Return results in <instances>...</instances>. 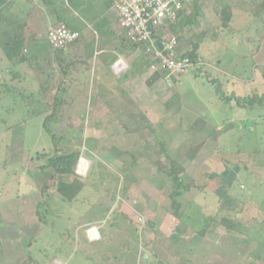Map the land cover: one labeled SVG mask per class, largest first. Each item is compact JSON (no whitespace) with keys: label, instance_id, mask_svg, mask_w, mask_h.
Wrapping results in <instances>:
<instances>
[{"label":"rangeland","instance_id":"obj_1","mask_svg":"<svg viewBox=\"0 0 264 264\" xmlns=\"http://www.w3.org/2000/svg\"><path fill=\"white\" fill-rule=\"evenodd\" d=\"M261 1L186 0L185 15L190 12L200 24L191 21L188 30L177 31L181 51L189 41L198 44L200 63L176 77L160 73L147 84L140 101L146 104L144 115L133 121L88 110L82 117L67 115L73 100L47 90V84L51 92L63 85L60 56L45 33L46 13L52 15L53 7L38 17L41 25L29 37V49L19 54L26 60L7 53L0 36V238L5 243L0 264H264V105H236L239 98L264 94V14H253ZM88 4L93 14L106 5L103 0ZM223 10L233 17L228 28L221 25ZM140 53L149 75L150 60L141 49L130 59ZM81 102L91 108L94 101ZM122 123L136 126L129 140ZM147 124L153 133L146 131L149 144L140 148L139 125ZM116 136L121 141L113 140ZM56 146L61 152L79 151L88 169L79 175L85 187L78 195L68 199L65 191L61 200L56 194L52 208L46 195L55 193L60 177L51 179L40 164ZM159 149L184 167L190 185L180 199L179 219L171 207L174 190L151 162L154 151L164 158ZM128 152L137 156L135 163L128 162ZM225 192L240 204L220 210L217 197ZM33 201L37 219L23 227L18 212L23 202L29 207ZM101 220L100 238L89 240L85 229ZM179 220L185 224L181 235L175 230ZM14 230L18 234L12 236Z\"/></svg>","mask_w":264,"mask_h":264},{"label":"crops","instance_id":"obj_2","mask_svg":"<svg viewBox=\"0 0 264 264\" xmlns=\"http://www.w3.org/2000/svg\"><path fill=\"white\" fill-rule=\"evenodd\" d=\"M88 1L90 0H0V36L2 35L5 37L2 46L5 47V51H8V48L11 46H16L13 51L17 52L18 50H21L22 52H26L29 49L28 42L35 37L33 35L35 34L34 30L38 29L39 25H41V18L38 17L44 14V12L46 13V10H54L52 15L46 13V21H48V25L45 28V33L48 27L61 21L68 23L71 28L80 32V37L75 40L74 43L67 45L62 51V54H59L61 60L67 64L65 67V74H63L60 66H58L59 73L63 76V79L61 80L63 85L60 86V90L58 91L51 92V89L49 90L51 95L55 97L60 96L63 101L73 100V103L69 104L70 107L68 108L69 111L67 110V115H78L82 117L86 110L95 112V114L99 116H112L113 118L110 117L109 120L114 119L115 117L130 118V116V120H132V117H136L137 115L141 116L142 114L144 115V109L141 107L146 104H140L142 91L146 92V85H152L156 82L160 78V73L157 79L149 83L155 75V72L150 71V74L148 73L149 75H147L148 65H146L147 62L145 59L141 58L143 56L141 53L137 55L140 56L139 59L136 60L135 57L130 59V55L136 53V51L139 52L140 49L126 41L123 31L119 27L114 10L103 0L106 5L102 7V10L99 8L96 10L97 13L95 12L96 14H93V7L88 4ZM185 2L186 0H184V6ZM51 7H53L52 10ZM185 10V7H183L178 15L177 22L171 27L178 39L177 50L181 53L185 52V50L194 51L195 55L199 56L198 52L200 46L196 43H193L191 46L190 41L189 43L186 42L190 44V46L181 51V49H183V46L181 45L182 39H179V32L177 31L181 28L185 30V24L187 26L191 21L196 25L197 23L200 24L199 20L195 19L196 17L193 18V15L190 12L187 13L188 15H185ZM232 18V14H229V19L225 26L222 23L221 25L224 28H228L229 24H232ZM85 19L94 21L93 24L97 23L99 28L90 27V24H88ZM90 29H92V31ZM186 30H188V28ZM253 34L255 35V33ZM29 37H31V39ZM93 39H96L97 43L92 42ZM257 39L258 38H254V40L258 42ZM193 46H195V48L192 50ZM78 54L80 55L79 57L82 56L83 59L79 58ZM118 58H121L126 63V67L122 72L115 73L111 66ZM48 60L52 61V58L48 56L47 61ZM77 63H81V65L85 64V66H82L83 68H81ZM64 76L66 77L64 78ZM87 78H89L88 81ZM141 83H144L145 88L142 87ZM74 86V91L70 92ZM57 88L58 87L55 89ZM86 99L94 101L91 108L83 107L81 100L84 101ZM67 104L68 103H66L65 106ZM60 105L63 104L60 103ZM122 126L125 131H127V136L124 137H128V140L131 139L128 135L137 133V129H135L136 126L132 127L131 123H122ZM139 127L142 131V134L139 136L142 139V143H140L138 147L143 148L147 141H149L148 138L150 135L147 134L149 126L147 124L142 126L139 125ZM213 129L214 127L212 126L211 130ZM118 137H114L113 140L121 141ZM114 142L115 141H113V145L115 146L118 142ZM127 143L130 142L128 141ZM79 155L82 154L79 152ZM145 156H147V154H145ZM120 157H124V155ZM122 160L126 161L127 159L123 158ZM130 160L128 162L131 164ZM155 161L156 157L151 160L152 163H155ZM76 175V173L56 174L54 178L57 179L59 176V181L70 183L75 177H79ZM84 187L85 185H83V188ZM53 189L55 190V186ZM54 192L55 193L52 195L48 194L49 199H51L47 202L48 207L50 206L53 208L55 205L53 203H56L59 198L63 200L59 193H56V191ZM56 194L59 195L58 199L55 198L57 197ZM77 195L78 193L76 196ZM53 196L55 197L52 198ZM104 202L106 203L107 200L104 199ZM33 203L34 204H30L32 207H24L27 203L23 202L22 210L18 212L23 213L22 222L25 225L23 227L35 223V220L37 219L35 216L37 201H33ZM113 204H115V201ZM31 209L34 211L33 216L30 214ZM48 211V209H45L46 213ZM15 217H17V219L20 218L18 215H15ZM95 221L97 220L94 219L87 221L86 223L90 224ZM1 226L3 225L1 224ZM4 229L5 232H7L6 230L8 229H6L5 226ZM14 234H18L17 230L16 232L14 230L12 236H14ZM17 236L18 235H15L16 238ZM0 242V249H4L5 243L2 242L1 238Z\"/></svg>","mask_w":264,"mask_h":264},{"label":"built area","instance_id":"obj_3","mask_svg":"<svg viewBox=\"0 0 264 264\" xmlns=\"http://www.w3.org/2000/svg\"><path fill=\"white\" fill-rule=\"evenodd\" d=\"M114 10L124 38L131 45L141 49L150 60L153 72L165 73L166 78L186 73L200 63L197 57L180 55L178 39L174 32L166 30L177 22L184 0H104ZM172 31V30H171ZM80 37V32L66 22H59L47 28L46 39L52 49L64 48ZM115 73L122 72L126 63L118 58L111 66ZM88 169L86 159L79 156L75 173L83 175ZM140 220V218H138ZM99 224L85 229L89 240L100 238Z\"/></svg>","mask_w":264,"mask_h":264},{"label":"trees","instance_id":"obj_4","mask_svg":"<svg viewBox=\"0 0 264 264\" xmlns=\"http://www.w3.org/2000/svg\"><path fill=\"white\" fill-rule=\"evenodd\" d=\"M180 12H181V10H180ZM180 12H179V14H180ZM261 13L264 14V0H262L260 3H258L256 5L255 8H253V14L255 15L256 18H261V16H260ZM220 14H221L220 16L223 19L222 24L225 26L226 22L229 19V14L227 12H225L224 10L221 11ZM259 20H261V19H259ZM15 47L11 46L10 52L8 49L7 53L16 54L18 56V59H20L21 61L26 60V57H24L23 54L19 55L22 52L21 50H18L17 52L13 51V49ZM64 48L53 49L57 53L56 57H59V54H62V51L64 50ZM194 48H195V46H193L192 50ZM179 54L180 55H186L190 58L198 56V55H195L194 51H185V52H182ZM57 60H58L61 71L63 72V74H65L66 73L65 67L67 64L65 62H63L61 60V58H57ZM154 74L155 75L149 81V83L153 82L155 79L158 78L159 72H155ZM65 77L66 76H64V78ZM45 86H46L47 90L51 89L49 84H47ZM58 88H60V86H58ZM40 91H42V90H40ZM219 96L221 97V94H219ZM53 99H52L53 100L52 106L57 107V104H59V103L55 100L56 98H53ZM225 99L227 100L230 98L227 97ZM239 99H240V102L235 101V102H237V104H236L237 106H240V105L246 106V107L249 106V108H250L253 106V104L264 105V94H262L260 96L253 94L252 96L242 97ZM242 102H243V104H241ZM47 117H50V115H47L46 118H44V120H43L44 125H45V121H46ZM139 132H140V134H142V131L140 129H139ZM149 132L153 133V130L150 127H148V133ZM53 138L55 139L57 137L55 135H53ZM148 144L149 143H146V145H148ZM161 144H163V143L160 142L159 145H161ZM159 150H160V153L164 156V158L162 159L159 156L158 151L157 152L154 151V153L157 156L156 161H155V164H157V171L163 172V174L167 177L168 184L174 190V192L170 196L171 207L174 210L173 215L179 219L180 214H181L180 208L182 207L180 199H182L183 193L190 189V185L187 183L186 174H184V167L181 164H179L175 159L169 157V155H164L163 154L164 152H162V149H159ZM142 153H144V154L146 153L145 149L142 151ZM127 154L130 155V157H131L130 158L131 160L129 159L130 162L135 163L137 156L134 154V152H132V153L128 152ZM78 157H79V151L61 152L60 149H58L56 146L54 148L53 155L51 157H48L46 160H44V162L43 161L41 162L40 171H42V170L45 171V169H49L51 171V175H50L51 179L54 178L56 174H64V173L75 174L74 173V169H75L74 166H75V163H76ZM225 169L230 171L228 167H225ZM215 175H216L215 173H211V174H209V177H213ZM76 176H79V175L77 174ZM54 185H55V191L57 193H59V195L62 196L63 193H66L65 191H67V193H66L68 195L67 198L72 199L73 197L76 196V194L78 193V190H81L83 188L84 183H83V181H81L79 179V177H75L70 183H65L63 181H54ZM42 188L47 189L48 186L44 183ZM45 189H42V190L44 191ZM46 196H47V199L45 200V202L47 203L49 200L48 193ZM217 202H218V204H217L218 208L220 210L230 209V205L235 204V203L240 204L238 199L233 198L232 196H230L226 192L217 197ZM37 209H39L38 204H37ZM181 221L182 220H179L175 226V230H177V232L180 235L185 229V224ZM148 225H150V223ZM0 247H1V243H0ZM26 262L23 264H26Z\"/></svg>","mask_w":264,"mask_h":264},{"label":"water","instance_id":"obj_5","mask_svg":"<svg viewBox=\"0 0 264 264\" xmlns=\"http://www.w3.org/2000/svg\"><path fill=\"white\" fill-rule=\"evenodd\" d=\"M150 225H151V223H150ZM143 256L145 257V256H146V254H144Z\"/></svg>","mask_w":264,"mask_h":264}]
</instances>
